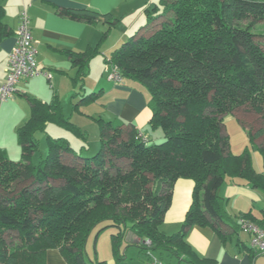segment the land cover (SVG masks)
<instances>
[{
	"label": "trees",
	"instance_id": "1",
	"mask_svg": "<svg viewBox=\"0 0 264 264\" xmlns=\"http://www.w3.org/2000/svg\"><path fill=\"white\" fill-rule=\"evenodd\" d=\"M60 12L104 23L103 39L117 20L90 8ZM145 13L146 23L107 62L148 91L149 123L161 126L164 139L144 140L132 122L98 118L101 147L95 154L84 156L88 145L78 152L68 138L48 134V153L35 163L38 133L49 122L85 140L86 134L63 113L57 95L49 102L30 97L31 116L17 128L21 158L11 159L0 149V264H47L49 248L59 249L70 264H91L85 259L87 239L93 229L110 226L116 230L118 264H127L120 244L129 231L143 251L217 264L197 255L187 241L190 228L211 224L220 231V223L232 220L219 194L228 176L264 192V171L255 170L248 147L232 151L225 128L228 115L253 112L261 126L248 129L251 141L264 136V0H159ZM4 17L0 0V41L10 34ZM97 52L95 47L68 52L79 69L74 110L101 95L102 89L84 91ZM260 148L264 156V142ZM117 159L126 160L127 167ZM181 177L194 180L193 200L181 228L167 234L160 224ZM11 232L19 243L8 240ZM24 251L30 255L21 257Z\"/></svg>",
	"mask_w": 264,
	"mask_h": 264
},
{
	"label": "crops",
	"instance_id": "2",
	"mask_svg": "<svg viewBox=\"0 0 264 264\" xmlns=\"http://www.w3.org/2000/svg\"><path fill=\"white\" fill-rule=\"evenodd\" d=\"M158 1L138 0L139 3L134 5L132 0H2L5 7L4 20L9 25L10 34L0 41V83H3L7 76L10 53L17 42L16 31L19 26L20 13L24 8L30 16V27L37 49V62L40 67L50 71L52 77L48 79L44 75H39L21 78L16 86L17 91L12 97L4 101L0 98V149L14 160L22 156L17 128L31 116L30 97L49 102L57 95L61 101L63 113L69 116L64 112L65 105L68 106V99H71L72 104L76 101L73 95L79 87L76 80L79 69L71 62L68 52H83L89 47L98 48V52L90 61L84 81V91L87 92L89 87L93 90L98 87L102 89L98 100L92 103L99 106L95 116L107 120L121 118L132 122L152 140L164 137L163 131L156 130L157 127L152 128L149 123L151 110L148 106V91L133 79L124 77L122 81L117 82L109 79L107 74L109 67L113 65L107 62L108 57L125 37L127 39L133 35L146 23L147 6ZM66 8H90L100 13H111L117 20L110 27L108 37L103 39V31L106 29L104 23L73 19L61 14L60 11ZM120 13H124L125 16L121 17ZM121 22L123 29L115 36L114 28ZM105 68L107 80L103 79ZM89 76L93 77L94 82H90L92 86H88ZM49 123L56 124L55 122ZM225 126L229 134L231 149L233 141L236 142L235 145L241 144L240 149L248 147L255 170L262 173L264 156L260 147L264 142V136L254 140L250 148L251 138L248 133L249 128L257 130L261 126V118L253 112L240 110L227 116ZM79 127L85 131L86 140L69 129L65 130L86 142L88 133L82 126ZM235 133L241 135L243 139H233L232 135ZM238 151L240 150H235V152ZM194 188L195 182L191 178L181 177L176 180L171 203L160 224L161 230L172 234L181 228L193 200ZM219 194L232 220L220 223V231L211 224H195L187 234V241L200 257L213 259L217 264H242L246 258L237 255L241 252L238 246L241 230L240 217L249 212L251 215H248L246 219L263 225L264 208L263 214H260L254 210V205L264 197V192L253 188L243 178L228 176L220 186ZM235 234L238 236L235 239L238 247L232 244L231 250H225L228 238L233 242ZM246 247L251 260L260 256L255 255L256 252L252 245ZM143 254L148 264H179L181 261H186L164 250L152 249L143 251Z\"/></svg>",
	"mask_w": 264,
	"mask_h": 264
},
{
	"label": "rangeland",
	"instance_id": "3",
	"mask_svg": "<svg viewBox=\"0 0 264 264\" xmlns=\"http://www.w3.org/2000/svg\"><path fill=\"white\" fill-rule=\"evenodd\" d=\"M134 1V5L139 3L138 0H132ZM121 17H124V13H120ZM147 20V18H146ZM123 29V24L122 22L114 28V31L116 33L115 36H117L118 31H122ZM109 35V34H108ZM107 35V37H108ZM106 37V38H107ZM123 36L121 37V39ZM126 38V37H125ZM123 39L120 43L119 46L126 41L127 39ZM109 58V57H108ZM105 71V72H104ZM103 79L107 80L106 76V68L103 70ZM102 79V80H103ZM88 86H92L90 82L93 81V77L89 76L88 80ZM138 82V81H137ZM85 86V85H84ZM101 87L96 88V90H93V88H87V92L90 91H98ZM69 103L68 106L65 105L66 110L64 112L71 117V120L78 124L79 126H82L84 130L87 131L88 133V140L85 142L84 139L79 138L72 134L71 132L65 130V128L59 126L58 124H53L49 123L47 125V130L42 131L38 133V136L40 138V148L39 151L34 154L33 161L35 163H38L41 159L42 156H45L48 153V141H47V134H51L53 136H64L65 138H68L69 141L71 142V145L78 150V152H81V147L83 145H88L89 149L82 151L84 156H92L97 152L100 147H101V141H100V128H99V123H98V117L95 116L99 110V106L96 104H81L77 109L74 110V105L71 103V99H68ZM89 114V115H88ZM92 114V115H91ZM95 116V117H94ZM239 129V128H238ZM158 131H163L161 126H158L156 128ZM240 131V130H238ZM164 136V135H163ZM233 139L239 138L243 139L242 136L238 133H235L232 135ZM164 139V137H161L159 139L155 138L154 142H160ZM250 140V139H249ZM249 147L251 148L253 143L250 140L249 141ZM235 141H233V152L235 150H240L235 153H240L244 149L241 148L240 145H235ZM21 158V157H19ZM116 163L118 165H122L124 167H127V161L122 160V159H117ZM263 208H264V197L260 199L258 202H255L254 205V210L257 213L263 214ZM239 231V248H240V253L238 252L237 255H239L241 258H246V261H244L242 264H264V254H260V256H257L255 260H251L250 256H248L247 253V247H251V234L249 231L243 230ZM99 227L93 229L87 239L86 243V252H85V259L88 263L91 264H99L100 261L105 260L106 264H118L117 260L114 255L113 251V244H112V233L115 232V228L110 226L106 227L99 232ZM174 232V231H173ZM98 236V237H97ZM234 241L231 242L230 238H228V241L226 243L225 250H231L232 244L234 247L237 246V242L235 239H237V234L234 235ZM8 240H12L13 243H19L20 240L18 238L17 233L11 232L9 233ZM136 241H138V237L136 234L132 231H129L127 233V236L121 241V251L123 254H125V262L127 264H148L147 260H145V254H143V250L140 244H137ZM29 251V250H28ZM28 251H24L21 253V257H27L30 254H27ZM142 251V253H141ZM226 252V251H225ZM46 262L47 264H70L65 257L62 255L59 249L57 248H49L46 252ZM179 264H189L186 261H181Z\"/></svg>",
	"mask_w": 264,
	"mask_h": 264
},
{
	"label": "built area",
	"instance_id": "4",
	"mask_svg": "<svg viewBox=\"0 0 264 264\" xmlns=\"http://www.w3.org/2000/svg\"><path fill=\"white\" fill-rule=\"evenodd\" d=\"M16 45L10 53L7 76L0 83V98L2 101L10 98L17 91V83L21 78L44 75L48 79L52 77L50 71L39 66L37 62V49L30 27V16L24 8L20 13L19 26L16 31ZM108 78L120 82L123 80L119 69L113 64L108 69ZM140 138L148 140L145 133ZM240 227L251 234V244L257 254H264V225H259L246 218L240 219ZM147 243H149L147 241ZM146 243V244H147Z\"/></svg>",
	"mask_w": 264,
	"mask_h": 264
}]
</instances>
